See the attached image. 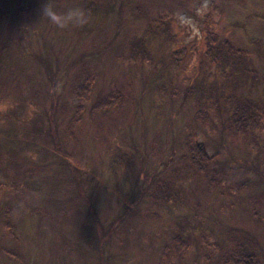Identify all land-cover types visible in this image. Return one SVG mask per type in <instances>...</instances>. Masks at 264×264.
Here are the masks:
<instances>
[{
	"label": "rangeland",
	"instance_id": "374dc122",
	"mask_svg": "<svg viewBox=\"0 0 264 264\" xmlns=\"http://www.w3.org/2000/svg\"><path fill=\"white\" fill-rule=\"evenodd\" d=\"M78 2L88 24L59 29L40 0H0V264H204L237 235L264 264V141L194 120L184 95L210 68L208 36L264 80V0ZM136 37L153 62L126 58ZM241 92L264 98V82ZM186 138L213 156L208 177L189 171Z\"/></svg>",
	"mask_w": 264,
	"mask_h": 264
},
{
	"label": "trees",
	"instance_id": "16d2710c",
	"mask_svg": "<svg viewBox=\"0 0 264 264\" xmlns=\"http://www.w3.org/2000/svg\"><path fill=\"white\" fill-rule=\"evenodd\" d=\"M82 1L85 2V0ZM17 15L19 16V13ZM155 24L158 26L157 23ZM158 30H164V28ZM157 31L154 28L151 32L156 34ZM126 46L127 59L154 61V56L142 37L132 38ZM203 48L204 63H207L210 68L204 76L196 78L184 88V95L193 100L194 120L202 124L206 119H210V114H213L222 119L221 122L228 130L235 135H241L245 141H255L258 138L264 141V98H252L241 92L245 87L255 88L264 82L248 52L234 46L228 40L218 41L210 36L207 37L202 50ZM177 53L180 51L170 55L174 62L177 61ZM77 92L79 97L86 96V86L80 85ZM118 98L117 94L108 97L107 100L99 102L97 107L107 109ZM186 147L190 163L189 171L208 177L207 170L213 156L206 152L202 142H193L191 138H186ZM127 164H129L127 160L122 163V165ZM209 181H212L211 178ZM183 231V225H180L170 240L172 249L179 256L190 244L189 235L185 233L183 236ZM229 243L231 245L226 249L216 245L217 255L204 252V264H263L251 245L252 241L247 237L237 235L230 239Z\"/></svg>",
	"mask_w": 264,
	"mask_h": 264
},
{
	"label": "clouds",
	"instance_id": "9594fccd",
	"mask_svg": "<svg viewBox=\"0 0 264 264\" xmlns=\"http://www.w3.org/2000/svg\"><path fill=\"white\" fill-rule=\"evenodd\" d=\"M38 11L42 19L59 29L84 26L90 19L87 8L78 0L70 4H61L60 0H40Z\"/></svg>",
	"mask_w": 264,
	"mask_h": 264
}]
</instances>
